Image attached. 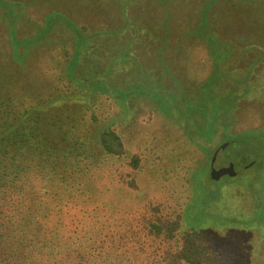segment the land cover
<instances>
[{"label":"trees","instance_id":"1","mask_svg":"<svg viewBox=\"0 0 264 264\" xmlns=\"http://www.w3.org/2000/svg\"><path fill=\"white\" fill-rule=\"evenodd\" d=\"M72 1L0 0V25L5 29L0 36L8 45L5 55L0 54V264H228V251L188 218L200 189L196 175L205 171L203 164L196 174L187 175L184 202L165 211L163 202L133 201L132 189L141 192L134 173L142 168V157L127 155L115 129L116 118L104 124L92 112V127L87 125L86 133L71 131L82 127L85 118L80 112L91 111V98L102 97L125 112L135 93L152 100L158 109L165 103L174 108L181 94L190 93L189 87L199 98L203 85L217 81V73L212 77L215 64L240 57V52L249 60L250 84L241 87L240 78L232 83L240 86L237 92L242 94L250 90L254 71L250 65L259 57L264 63V40L255 10L264 0H241L244 6L235 15L227 6L215 5L218 0H203L199 10L188 16L194 21L180 24L172 10L175 0H144L145 4L140 3L143 0H92L95 7L110 5L115 17L114 22L106 21V27L93 29L73 16ZM201 4L206 9L200 11ZM253 13L254 20H248ZM263 28L262 23L264 32ZM188 39H196L197 48L207 47L213 63L212 72L197 78V85L188 82L179 54L183 45L185 51L191 48ZM57 44L64 49L63 62L53 67L29 64L32 54L41 52L40 46L45 50ZM191 51L202 55L200 49ZM224 64L220 73L226 78L232 71ZM120 76L130 80L118 84ZM237 92L232 91L233 99L241 96ZM160 94L166 101L157 102ZM210 117L218 121L221 116ZM127 156L134 173L127 174L126 184L120 179L124 173L117 161ZM117 189L120 197L115 196ZM258 211L242 216L254 218L248 226L247 219L238 216L224 222L262 231L256 233L257 240L248 251L235 254L246 264L252 257L264 264V207Z\"/></svg>","mask_w":264,"mask_h":264},{"label":"rangeland","instance_id":"2","mask_svg":"<svg viewBox=\"0 0 264 264\" xmlns=\"http://www.w3.org/2000/svg\"><path fill=\"white\" fill-rule=\"evenodd\" d=\"M202 1L180 0V3H177V0H175L172 10L176 13V22L179 24L184 20L193 22L194 20H189L188 16L199 10ZM225 1L218 0L215 5L218 7L227 6L230 13L234 15L235 12L240 13V8L244 6L241 0H231V2L236 3L234 7ZM261 1L259 0V3ZM81 2L82 0L71 2L73 4L71 5L72 9L76 11V13H72L75 18L79 17L81 21H84L87 28L93 29L94 26H99L96 28L106 27L104 26L107 24L106 21L110 19L115 21L114 12L113 10L110 11V5H97L95 7L92 0H85L82 5ZM77 3H80V5L78 6ZM202 4L200 11L206 9ZM41 10L43 12L45 8H41ZM255 10L256 22L261 25L259 28L263 41L262 23L264 26V15L262 12H264V3L255 6ZM159 11L160 13L163 12L161 9ZM253 15L254 13L248 20H254ZM206 16L210 17L209 12ZM117 19H119L118 16H116ZM154 27L155 25L152 28ZM158 29L159 27H157ZM4 30V26L0 25V33ZM62 32L68 33L69 31L63 30ZM158 32L162 34L161 30H158ZM187 42H191V44ZM196 42V39L186 40V43L192 49H200L202 55L206 56L207 53L203 47L199 46L197 48L195 46ZM61 46L59 44L49 45L45 50L40 46L41 52L32 54L29 64L34 61L38 63V66L53 67L59 62H63V59H65L63 53L65 54V52L64 49L61 50ZM185 46L182 47L184 52ZM65 48L68 47L65 46ZM7 49L8 45L4 43V38L0 36V54L4 56ZM92 52L93 48L90 49L89 53ZM219 53H221V49H219ZM94 56L96 58V52ZM94 56H91L90 65H88L90 67L93 65ZM242 57V59L229 61L225 59L215 64L212 77L217 73L215 77L217 81L209 82L208 86L203 85L199 98H195L196 93H192L189 87L187 91L190 93L181 94L182 100H178L174 108L165 103L163 107H160L161 109H158L154 106L152 100L150 101L144 95L139 96L136 93L132 95L127 112L123 107L118 108L114 103L102 97L101 99L91 98L93 99L90 105L91 111L88 114L80 112V115L85 118L81 124L82 127L77 131H71L72 134L82 135L86 133L87 129L85 127L87 125L90 128L92 127V121H89V114L92 112H95L99 116L100 122L104 124L109 119L116 118L115 129L123 140L127 155L139 154L142 157V168L135 173L128 167L131 166L128 164V156L127 158H118L117 165L124 173L120 177L121 181L127 184L129 179L127 174L133 172L137 178V184L141 188V192H138L137 188L132 189L135 198L133 201L143 204L152 200L157 203L163 202L165 211H167L166 207L168 206L172 209L174 204L184 202L189 187L186 177L189 173L196 174L198 172L196 168H199L198 165L203 164L205 171L196 175V179L198 176L200 177L197 180L200 189L192 203L188 218L193 220L194 223L201 224L203 230H207L215 242L228 251V264L235 260L237 264H246L247 262L244 263L242 256L236 259L235 254L241 255L246 252L245 249L248 251V248L250 249L257 240L256 233L262 231L260 229L230 227L224 223L226 222L225 219L230 216H238L242 221L247 219L244 220V223L248 226L254 223V218L243 219L242 216L249 217L253 210L254 212L257 211L256 214H260L258 210L264 207V88H259L264 87V83L263 86L262 83L261 85L257 84V82L264 79V63L261 64L262 60L259 57L260 59H255L254 66H252L254 62L250 65L251 69L256 64L260 67L251 77V89L242 94L241 91L237 92L240 86L236 84L233 86L232 83L233 79L240 78L242 84L241 81L238 83L241 84V87H247L250 84V82L248 84L246 68L249 60L244 59L243 54ZM207 60L204 62L207 65L199 68L201 75L197 78L203 77L208 67L210 69L212 62H207ZM138 62L142 63L141 58ZM222 63H225L224 66L227 71H233L230 73L231 76L225 78L220 73L222 72L220 65ZM81 68L82 65H80L79 70ZM133 71L134 67L128 73ZM53 77L55 78V76ZM118 79L120 80L118 84L130 80L129 77L121 76ZM142 85L143 83H141V88ZM137 87L138 85H130L132 89ZM232 91L233 93H241L239 99L231 97ZM227 93H229L228 98ZM91 101L88 103L90 104ZM158 101L162 103L161 101H166V99L160 94ZM88 103L85 102L84 106L87 107ZM197 107H200V109H197ZM165 111H169L170 115L165 114ZM209 111L210 113L205 115ZM215 113L221 116L220 118L217 117L218 121L213 120V116V118L210 117ZM192 135L194 138L191 137ZM202 144L205 146L202 147ZM251 144L259 151L257 161L247 168L238 172L235 171L234 167H241L252 159L254 152ZM206 154L209 155V159H207ZM228 166L231 167V171L227 170L228 173L223 175L222 178L211 177L212 172L216 174L220 170L227 169ZM120 194L117 189L115 196L120 197ZM237 224L243 225L239 221ZM254 237L255 239H253ZM248 245L250 247H247ZM262 254L264 255V251ZM248 264L259 263L252 257Z\"/></svg>","mask_w":264,"mask_h":264},{"label":"crops","instance_id":"3","mask_svg":"<svg viewBox=\"0 0 264 264\" xmlns=\"http://www.w3.org/2000/svg\"><path fill=\"white\" fill-rule=\"evenodd\" d=\"M140 3H142V4H145V1L143 2H140ZM137 4H139V3H137ZM157 20H159L158 21V23L159 24H161V22H163L162 21V16H160ZM112 22H114V20L112 19ZM111 25V24H110ZM171 26V25H170ZM196 39H198V37H196ZM191 49H192V47L191 48H189V49H187L185 52H184V49H183V51L182 52H179V54H182V62L185 64L184 66L186 67V71H187V74H186V76H188L189 77V79H188V82L190 83V84H192V85H197L196 83L198 82V80H197V77L199 76V75H201V72L199 71V68H201V67H205L207 64H205L204 62H206V60H207V57L209 58V51H208V48L207 47H203V49H204V51L206 50V51H208V52H206L207 53V55L206 56H204V55H201L200 53H196V52H194V51H191ZM233 49H234V51L236 52V47H233ZM199 52V51H198ZM237 53V52H236ZM238 54H239V52H238ZM240 54H241V56L240 57H232L231 59H229V60H232V59H234V60H236V59H242L243 57H242V54H243V52H240ZM183 55H185V56H187V58L185 57V56H183ZM201 56V58H199ZM242 57V58H241ZM262 61H263V59H261ZM212 62V60H207V62ZM261 61V62H262ZM262 64V63H261ZM260 64V65H261ZM202 65V66H201ZM248 63H247V66H246V68L248 69ZM260 67V66H259ZM258 66H257V64L255 65V67L253 68L254 69V71L252 72V74L251 75H253V74H255V72H256V70L259 68ZM212 69H213V63H212V65H211V67H210V69H209V67H208V70H207V72L205 73V75L203 76V77H205L206 75H209L211 72H212ZM196 71H198V72H196ZM233 72V71H232ZM196 75V76H193V75ZM230 76V75H229ZM193 77V78H192ZM202 78V77H201ZM193 82V83H192ZM195 82V83H194ZM261 83H262V86H263V83H264V79L261 81V82H257V84L258 85H261ZM241 86V85H240ZM260 89H263L264 87H259Z\"/></svg>","mask_w":264,"mask_h":264},{"label":"water","instance_id":"4","mask_svg":"<svg viewBox=\"0 0 264 264\" xmlns=\"http://www.w3.org/2000/svg\"><path fill=\"white\" fill-rule=\"evenodd\" d=\"M248 143V142H247ZM250 144V143H249ZM251 147L253 148V156H252V159L248 162V163H246L245 165H243V166H241V167H234L236 170L235 171H240V170H242V169H244V168H247V167H249V166H251V165H253L256 161H257V159H258V157H259V151L257 150V148L253 145V144H251ZM231 167H233L231 164H229ZM230 166H228L227 167V169H223V170H220L218 173H211V176H213L214 178H220L221 176H223V175H225L226 173H228V171L230 172L231 171V167ZM228 170V171H227ZM233 173H235V172H233ZM233 173H232V175H233Z\"/></svg>","mask_w":264,"mask_h":264}]
</instances>
